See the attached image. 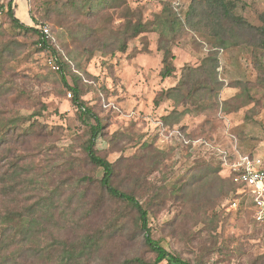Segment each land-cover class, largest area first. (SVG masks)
<instances>
[{
	"label": "rangeland",
	"instance_id": "374dc122",
	"mask_svg": "<svg viewBox=\"0 0 264 264\" xmlns=\"http://www.w3.org/2000/svg\"><path fill=\"white\" fill-rule=\"evenodd\" d=\"M14 1L0 0V86H3L0 88V119L40 113L39 128H43L45 137L28 139L25 145L6 146V153L0 150L1 165L7 168L8 160H4V155H9V151L14 156H26L27 164L33 161L43 170L33 171L32 176L40 173L43 186L53 190L60 188L71 174L64 169L58 155L62 149L72 147L71 157L79 158L77 147L85 128L77 118V109L68 96L70 92L45 65L47 53L38 50L37 36L17 32L12 26L5 6L11 2L14 11ZM53 1L26 0L28 13L38 24L49 26L54 43L70 59L74 72L81 76L78 87L84 93L82 99L103 124L95 149L111 163L120 161L121 176L115 183H120L121 179L125 188L132 182L142 181L146 173L153 171L147 175V186L150 190L153 187L157 194L148 215L152 237L168 253L191 264H264V226L254 222L251 203L246 201L234 207L232 203L237 199L234 191L226 188L227 193L221 195L218 191L221 182L211 172L207 175L209 178L199 180L201 170L207 165L216 167L219 153L223 151L229 157L236 153L258 157L264 167V52L244 42L219 53L217 71L223 83L220 99L228 102L231 112L213 110L205 115L184 117L180 124L187 126L178 125V128L190 139L211 143L208 149L202 145L185 147L176 138H167L168 127L164 130L160 126L163 111L169 108L167 101L166 106L161 103L159 107L152 102L158 92L162 67V53L157 51L158 35L147 32L130 39L125 53L116 51L122 36L118 41L109 40L126 18L134 22H153L162 3L104 0L88 17L86 8H70L68 4L59 3L60 11L44 19V10ZM232 1L236 5L235 14L253 26L261 25L259 17L264 13V0ZM174 2L184 13L191 0ZM38 24L31 21L29 26L35 28ZM99 28L100 31H96ZM208 49L202 33L185 32L172 48L176 73L179 74L184 65H198ZM67 81L72 84L69 77ZM129 88L135 93H130ZM244 101L247 103L243 104ZM28 126L31 121L21 124L23 129ZM143 144L149 145L154 151L152 155L157 156L152 163L142 157L149 150ZM154 162H158V166ZM74 165L76 168V161ZM90 168L79 165L75 173L91 174ZM130 171L135 177H130ZM94 175L100 178L102 171L97 169ZM218 175L227 179L221 169ZM68 180L64 182L69 183ZM184 183L188 184V190L193 184L191 188L199 191V197L193 202L191 198L182 201L179 193H172L175 185L179 187ZM226 183L227 186L230 182ZM65 186L64 197H55L43 210L40 224L26 238L18 231H2L0 227V248L7 245L13 251L23 245L25 250H33L28 253L29 263L41 264L36 261V251L49 256L54 263L61 241L76 243L88 235L96 236L97 247L90 257L78 258L74 264H122L133 257L146 262L153 260V254L137 230L133 213L114 201L100 198L96 190L87 199H73L69 204L66 198L70 197L72 188ZM141 192H138L143 196L140 201H146L149 196ZM197 202L201 204L198 213L193 206ZM9 207L15 210L14 204Z\"/></svg>",
	"mask_w": 264,
	"mask_h": 264
},
{
	"label": "trees",
	"instance_id": "16d2710c",
	"mask_svg": "<svg viewBox=\"0 0 264 264\" xmlns=\"http://www.w3.org/2000/svg\"><path fill=\"white\" fill-rule=\"evenodd\" d=\"M157 1L161 2L162 6L153 22H134L130 18H126L127 21H125L124 25L109 38V40L118 41V38L122 36L116 47L117 52L125 53L127 42L132 38L147 32L156 33L158 35L157 51L162 53V67L159 71V77L161 80H164L173 77L176 73L175 66L172 63L174 60L172 48L185 32L190 30L202 33L209 46L206 56L200 60L198 65L182 66L177 84L171 88L157 92L153 98V105L155 107L160 106L165 101L172 103L173 109L160 118L161 127L163 129L166 127L173 129L186 116L205 115L213 110H220L225 113L231 112L228 102L220 99L223 83L218 78L217 69L220 63L218 55L222 50H228L244 42L255 50H262L264 52V13L259 17L261 25L253 26L235 14L236 5L232 0H191L190 5L184 13L178 10L174 0ZM103 2L104 0H54L53 3L48 4L45 8L43 18L50 19L51 14L60 11V9H57L59 3L68 4L70 8L77 6L86 8L85 15L88 17ZM5 8H7L6 14L17 32L34 34L37 36L36 44L38 45V50L44 51L48 49L52 55L57 57L61 65V71L54 72L47 68L51 73L58 76L61 84L70 92L71 102L77 109V118L85 130L83 131L84 134L79 138L80 144L77 147L80 153L79 158L71 157L72 152H74L72 147L62 149L58 155L64 169L67 168L66 170L71 172L67 176L69 183L64 182L67 179L65 178L60 188L49 190L40 181V173L32 176L33 171L43 170L35 165L33 161H29L30 163L27 164L26 160L28 157L22 155L14 156L11 151H9V155H4V160H8V166L4 169L0 160V227L2 231H18L22 237L26 238L32 229L40 224L43 210L53 202L55 197H64L67 190L65 185L67 184L72 188L70 197L66 198L69 204L73 199H79L80 201L87 199L92 191L96 190L99 192L100 198L114 201L134 214L137 230L142 235L144 245L153 254L154 258L152 261L146 262L140 258L133 257L126 259L122 264H160L163 261H166L167 264H191L168 253L152 237L148 215L157 194L153 187L150 190L149 186H147V175L153 171L146 173L142 181L140 179L137 183L132 182L131 185L129 184L125 188L121 185L123 184V180L119 179L120 183H115L117 178L121 176V172L119 171L120 161L111 163L104 157L99 156L95 149L96 140L102 134L103 124L92 110V107L82 99L84 93L78 87L81 76L77 72H74L72 62L68 57L63 55L55 43L42 40L38 30L21 23L15 17L14 11L11 10V2ZM30 19L34 25L38 24V21L34 18L30 17ZM96 31H100V28ZM101 44V46H104L105 41L101 42ZM1 77L2 73L0 72ZM67 77L70 78L71 85L68 84ZM2 87L0 86V88ZM245 103L247 102L244 101L243 104ZM39 116H41L40 113H34L28 117L20 116L10 119H0L1 153H6L5 147L10 144L19 143L20 145H25L26 140L41 137L44 131L43 128H39L41 126L38 122ZM27 121H31V126L23 129L21 124ZM37 129H40V131H37ZM178 130L182 137H188L182 128H178ZM43 136L45 137V135ZM143 147L149 149L142 156L143 159H147V161L152 163V160H155L157 156L152 155L154 151H151L153 149L149 145L143 144ZM75 161L76 168L83 164L91 167V174H81L78 171L77 175L75 173ZM217 163L214 168L208 165L205 166L201 170L202 175L199 180L205 179L208 177L209 172H211L212 175H215L214 178L221 182V188L218 190L221 195L227 193L225 191L226 188L235 191V186L230 179L219 178L218 173L221 162L217 161ZM158 164V162H154V165L158 166ZM97 169L102 171L100 178L94 175ZM131 176L132 178L135 177L134 173L131 172ZM226 182L230 183L226 186ZM192 185L190 184L189 190L187 189V183L181 184L179 187L175 185L173 187L174 192L172 193H179L178 197L182 201L191 198L190 202H193L192 200L197 196L199 197V191L193 190L191 188ZM141 190L149 196L143 202L140 201L143 196L138 195V192ZM151 193H154V195H150ZM10 204L15 205V210L10 209ZM193 206H195L197 213L200 212V202H197ZM1 210L3 213H1ZM60 244V253L58 258L54 260V263H51L49 256H43L41 251L35 252L37 256L36 261L38 260L41 264H74L78 258H82L83 256L90 257V254L97 247L96 236L92 237L88 235L76 243L61 241ZM29 252H33V250H25L23 245H18L13 251H10L7 245H3L0 248V264H34L28 261Z\"/></svg>",
	"mask_w": 264,
	"mask_h": 264
},
{
	"label": "built area",
	"instance_id": "2783aa9c",
	"mask_svg": "<svg viewBox=\"0 0 264 264\" xmlns=\"http://www.w3.org/2000/svg\"><path fill=\"white\" fill-rule=\"evenodd\" d=\"M35 29L39 31L42 40L54 43L51 29L47 24H38ZM44 51L47 53L45 65L54 72H60L61 65L57 57L48 49ZM68 96L71 94L68 93ZM166 137L176 138L185 147L195 148L201 145L207 149L211 147V143L204 140L182 137L178 129H167ZM219 154L221 172H225L235 186L234 193L237 199L232 203L233 206L249 201L253 208L254 222L264 226V167L261 159L244 153H236L232 155L233 157H229L230 155L224 151Z\"/></svg>",
	"mask_w": 264,
	"mask_h": 264
},
{
	"label": "crops",
	"instance_id": "0c3cea01",
	"mask_svg": "<svg viewBox=\"0 0 264 264\" xmlns=\"http://www.w3.org/2000/svg\"><path fill=\"white\" fill-rule=\"evenodd\" d=\"M18 12H20V14L18 15ZM14 13H15V17L23 24L29 26V24L31 23V19H30V15L28 13L27 10V6H26V0H15L14 1ZM176 68V67H175ZM178 73H175V75L173 77H169L166 78L164 80H161V78L158 76V86H157V91H161V90H166L168 88H171L173 86H175L177 84L178 81ZM130 93H132L134 91V89L129 88L128 89ZM135 93V91H134ZM155 96V95H154ZM153 98L152 97V102H153ZM166 102H163L162 105H165ZM169 104V108H167V111L164 112L163 111V116L168 114V112H170L173 108H172V103L167 101V106ZM166 106V105H165ZM159 107V106H158ZM189 116H187L188 118ZM179 126L181 127H185L187 126L186 124H179ZM175 128H178V126H174ZM180 129V128H179ZM187 132V131H186ZM210 143V142H209ZM225 178H227V176H225Z\"/></svg>",
	"mask_w": 264,
	"mask_h": 264
}]
</instances>
